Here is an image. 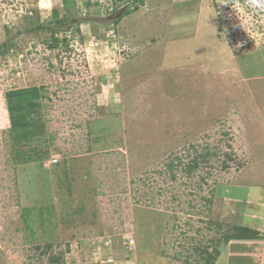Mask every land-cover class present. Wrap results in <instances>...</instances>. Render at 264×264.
<instances>
[{
    "label": "rangeland",
    "instance_id": "1",
    "mask_svg": "<svg viewBox=\"0 0 264 264\" xmlns=\"http://www.w3.org/2000/svg\"><path fill=\"white\" fill-rule=\"evenodd\" d=\"M62 2L0 0V264H199L264 192V82L249 105L239 79L264 72V12L145 0L117 25L130 1L75 0L68 47L24 33ZM26 88L47 156L22 164L5 94Z\"/></svg>",
    "mask_w": 264,
    "mask_h": 264
},
{
    "label": "trees",
    "instance_id": "2",
    "mask_svg": "<svg viewBox=\"0 0 264 264\" xmlns=\"http://www.w3.org/2000/svg\"><path fill=\"white\" fill-rule=\"evenodd\" d=\"M123 1V0H117ZM131 2L128 8H123L120 11V16L113 20V23L119 24L123 18L131 15L144 6L145 0H127ZM90 3H88L89 5ZM64 15L60 16L57 11L53 12L52 19L47 22H40L39 19L32 21V25L24 30V33H39L46 32L51 34L53 43L49 45L50 48H58L60 45L68 47V40L66 38H58V33L63 31V28L70 23H75L78 29V10H75V0H63ZM112 11L113 14L118 10L119 3L115 4ZM10 31L7 30L8 38L0 45V55H6L13 47V38L9 37ZM23 33V32H22ZM22 33H18L21 35ZM7 103V111L11 124L13 138L16 144L14 150V157L18 163H29L34 161H41L46 158L47 150L39 148L41 139L45 136L44 123L40 121L39 98L42 97L40 90L37 88H26L20 90L9 91L5 94ZM23 149V150H22ZM210 153L197 156L191 164L187 166V171L191 172L199 165V160L207 161ZM209 159V158H208ZM212 203V200H208ZM221 227V225H217ZM259 233L250 228L241 227L237 225H230L226 232L221 237L210 240V243L203 247H196L195 250L200 256L199 264H216L219 256L222 254L226 246L232 240H249L257 239Z\"/></svg>",
    "mask_w": 264,
    "mask_h": 264
},
{
    "label": "crops",
    "instance_id": "3",
    "mask_svg": "<svg viewBox=\"0 0 264 264\" xmlns=\"http://www.w3.org/2000/svg\"><path fill=\"white\" fill-rule=\"evenodd\" d=\"M239 79L243 82L244 87H246V94L248 93L249 95H251L250 96L251 98L249 99V102H250L249 105H250L252 102L251 101L252 96L254 97L256 96L255 95L256 93L252 92L250 88V84L255 83V82L256 83L261 82V81L264 82V72H262V74H255L253 77L241 76L239 77ZM253 103L256 104L255 102ZM246 105H248V100H247ZM249 105L247 109H248V112H250V114L253 115L252 120L255 119L256 124H260L261 126L262 123L256 114L257 111L249 109L250 108ZM256 108H257V105H256ZM252 115H250L251 116L250 118H252ZM262 121L264 124L263 119ZM263 129L264 128H260L261 131ZM244 189L248 190L247 187ZM260 194L261 195L258 194L255 198L252 197V194H249V193L247 194L246 196L247 200H244L243 202L246 204L248 203L252 204L249 206L251 207V209L247 207L245 215L244 216L243 214L241 215V219L243 220V223L240 224V222L237 221L240 224L237 226L246 227L254 231H257L259 233L258 238L249 239V240L230 241L229 244L224 249V251L222 252V254L219 256L217 262H221L222 264H264V192H261Z\"/></svg>",
    "mask_w": 264,
    "mask_h": 264
},
{
    "label": "clouds",
    "instance_id": "4",
    "mask_svg": "<svg viewBox=\"0 0 264 264\" xmlns=\"http://www.w3.org/2000/svg\"><path fill=\"white\" fill-rule=\"evenodd\" d=\"M239 1H243L246 5L247 8L251 9V10H260L264 12V0H239ZM230 4L232 9L234 11L237 10L238 5H234L232 3H227ZM45 7H47V5H45Z\"/></svg>",
    "mask_w": 264,
    "mask_h": 264
},
{
    "label": "built area",
    "instance_id": "5",
    "mask_svg": "<svg viewBox=\"0 0 264 264\" xmlns=\"http://www.w3.org/2000/svg\"><path fill=\"white\" fill-rule=\"evenodd\" d=\"M52 163H56V160L51 161Z\"/></svg>",
    "mask_w": 264,
    "mask_h": 264
}]
</instances>
